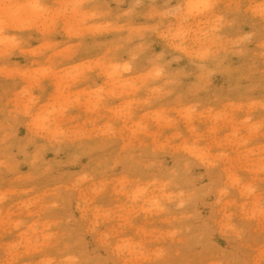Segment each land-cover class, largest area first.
<instances>
[{
  "label": "clouds",
  "instance_id": "obj_1",
  "mask_svg": "<svg viewBox=\"0 0 264 264\" xmlns=\"http://www.w3.org/2000/svg\"><path fill=\"white\" fill-rule=\"evenodd\" d=\"M0 264H264V0H0Z\"/></svg>",
  "mask_w": 264,
  "mask_h": 264
}]
</instances>
